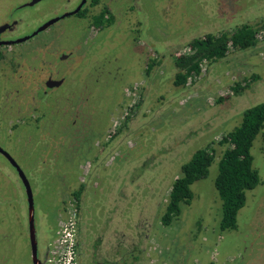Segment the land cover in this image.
I'll return each mask as SVG.
<instances>
[{"label": "rangeland", "instance_id": "rangeland-1", "mask_svg": "<svg viewBox=\"0 0 264 264\" xmlns=\"http://www.w3.org/2000/svg\"><path fill=\"white\" fill-rule=\"evenodd\" d=\"M28 1L0 0V24L21 18L16 30L24 34L70 4L18 8ZM105 6L115 22L95 28L92 15ZM263 19L264 0H90L82 16L0 47V146L30 182L39 255L49 247L60 264L72 222L76 264H264L261 134L252 147L261 181L235 230L219 227L215 187L224 150L217 139L264 101V40L206 62L185 85L174 82L175 58L192 38L243 24L259 29ZM47 76L64 83L47 89ZM212 142L209 175L193 184L180 217L162 225L182 164ZM30 244L26 189L0 153V260L31 264Z\"/></svg>", "mask_w": 264, "mask_h": 264}, {"label": "trees", "instance_id": "trees-1", "mask_svg": "<svg viewBox=\"0 0 264 264\" xmlns=\"http://www.w3.org/2000/svg\"><path fill=\"white\" fill-rule=\"evenodd\" d=\"M114 22V14L102 10L100 14L93 15L92 25L95 28H103L113 25ZM259 39L264 40V19L259 29L250 24H243L232 31L209 32L192 38L187 51L175 58V84L185 85L201 74L206 62L221 60L232 50L251 48ZM247 86L249 81L245 84L238 82L232 89L239 93ZM129 118V114H126V121ZM259 134L264 141V101L246 108L241 122L217 139L216 143L224 147L218 160V174L215 179V187L221 200L219 227L222 231L237 229L238 214L247 202V193L261 181L252 154L254 141ZM216 157L217 148L212 142L197 149L190 159L182 164L180 175L172 183L168 202L161 216L162 225H172L180 217L183 206L192 203L195 196L193 184L209 175ZM82 191L83 185L73 193L77 204L80 202Z\"/></svg>", "mask_w": 264, "mask_h": 264}, {"label": "flooded vegetation", "instance_id": "flooded-vegetation-1", "mask_svg": "<svg viewBox=\"0 0 264 264\" xmlns=\"http://www.w3.org/2000/svg\"><path fill=\"white\" fill-rule=\"evenodd\" d=\"M89 1L90 0H86L85 2H83V0H75V1L66 0V2H69L70 3L69 6L63 7L62 10L59 11V12H57V11L52 12V15H51L50 19H48L47 21H49L51 19H54V18H57V20L54 23H52L51 25H49L46 29L42 30V31L43 32L44 31H47L50 27H52L53 25H55L56 23H58L60 20L65 19L66 17H73V16L79 17V16H82L83 15V11H85L86 6L89 4ZM26 3L27 2H25L23 4H20L18 8H22V7H33L35 5H38L39 2L36 3V4H34V5H32V6H24ZM77 9H78V11L73 13V11H75ZM102 10H104V11L107 10V12L113 13V11L109 7L105 6L97 14H100ZM67 13H71V14H67ZM64 14H66V15L64 17H62V15H64ZM97 14H94V15H97ZM47 21L42 22L40 25H38V27H35V29H33L32 31H29V32L24 33V34L23 33L21 34V33L17 32V30H16L17 27L19 26L20 22H21V18L20 19L19 18L18 19L17 18H13L10 22H7L6 21V22L1 23L0 24V27H3L4 26V27H6V29L3 32L0 33V41H8L10 43H8V44H1L0 47L12 46L14 44H20V43H23L25 41H28L29 39H31L35 35H37L40 32H42V31H40L37 34L33 35V33L35 31H37L38 28L41 25H43L44 23H46ZM92 23H93V15H92ZM103 28H106V27H103ZM6 33H8V35H6ZM24 37H28V39H25L24 41H21V42L18 41V39H21V38H24ZM66 56H67V54L63 53L60 56V59L63 60ZM0 57H1V53H0ZM50 75H51V73H50ZM49 80H55V81L62 80V83L59 86H56V85L48 86L47 85V82ZM63 83H64V78L63 77L62 78H57V77H53V76H47V78L45 79V86H46L47 89H53V88L61 87L63 85ZM44 91H46V90H44ZM6 159L9 161V159L7 157H6ZM10 164H11V162H10ZM15 170L17 171L16 168H15ZM17 173H18V171H17ZM28 224H29V222H28ZM35 226H36V221H35ZM36 232H37V229H36ZM29 238H30V235H29ZM30 243H31V241H30ZM37 243H38V238H37ZM78 245L79 244L77 242L75 244V246L77 247ZM31 253H32V247H31ZM9 256H6L5 255L4 256L5 259L0 260V264H10L9 261H8ZM50 256L51 255H50V248L49 247L46 248L45 252L42 255H39V252H38V258H39L41 264H52L53 260H52V258ZM75 262H76V258H75ZM31 264H34V261H33V257L32 256H31Z\"/></svg>", "mask_w": 264, "mask_h": 264}, {"label": "water", "instance_id": "water-1", "mask_svg": "<svg viewBox=\"0 0 264 264\" xmlns=\"http://www.w3.org/2000/svg\"><path fill=\"white\" fill-rule=\"evenodd\" d=\"M40 1H43V0H31V1L27 2L24 6H32V5H34ZM85 1L86 0H83V2H85ZM77 11H78V9L73 11V13L77 12ZM67 14H71V13H67ZM65 15L66 14L62 15V17H64ZM56 20H57V18H54V19L47 21L46 23L41 25L38 28V30L33 33V35L37 34L38 32H40L44 29H46L49 25L54 23ZM5 29H6V27H4V26L0 27V33L3 32ZM25 39H28V37L18 39V41L21 42V41H24ZM8 43H10V42L0 41V45L1 44H8ZM61 83H62V80H58V81L49 80L47 82V85L48 86H52V85L59 86ZM0 153L4 154L9 159L11 164L17 169L19 177L22 179V182L25 186L27 199H28V222H29V235H30V241H31V247H32V257H33L34 264H41V262L38 258V243H37V232H36V226H35L34 197H33V192H32L30 182H29L25 172L23 171V169L18 165V163L14 160V158L6 150H4L1 146H0Z\"/></svg>", "mask_w": 264, "mask_h": 264}, {"label": "built area", "instance_id": "built-area-1", "mask_svg": "<svg viewBox=\"0 0 264 264\" xmlns=\"http://www.w3.org/2000/svg\"><path fill=\"white\" fill-rule=\"evenodd\" d=\"M67 228L64 230V239H63V246L65 248V252L60 257V264H76L75 262V245L72 240L73 232H74V224L69 222L66 226Z\"/></svg>", "mask_w": 264, "mask_h": 264}]
</instances>
